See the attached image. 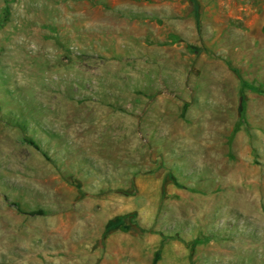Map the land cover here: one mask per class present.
<instances>
[{
	"label": "rangeland",
	"instance_id": "1",
	"mask_svg": "<svg viewBox=\"0 0 264 264\" xmlns=\"http://www.w3.org/2000/svg\"><path fill=\"white\" fill-rule=\"evenodd\" d=\"M0 264H264V0H0Z\"/></svg>",
	"mask_w": 264,
	"mask_h": 264
},
{
	"label": "trees",
	"instance_id": "2",
	"mask_svg": "<svg viewBox=\"0 0 264 264\" xmlns=\"http://www.w3.org/2000/svg\"><path fill=\"white\" fill-rule=\"evenodd\" d=\"M241 85H242L243 88L249 89V90H251V91H254V92H262V91L260 90V87H259V88H256L255 86L250 85V84H248V83H246V82H241ZM240 114H241V116L244 115V106H243V104H241V107H240ZM29 142H30V141H29ZM30 143H31V142H30ZM31 144H33V143H31Z\"/></svg>",
	"mask_w": 264,
	"mask_h": 264
}]
</instances>
